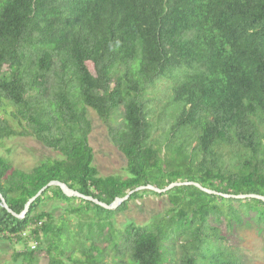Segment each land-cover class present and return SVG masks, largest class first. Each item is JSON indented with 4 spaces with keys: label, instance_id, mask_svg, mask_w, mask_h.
<instances>
[{
    "label": "trees",
    "instance_id": "1",
    "mask_svg": "<svg viewBox=\"0 0 264 264\" xmlns=\"http://www.w3.org/2000/svg\"><path fill=\"white\" fill-rule=\"evenodd\" d=\"M162 81L168 83L166 98L153 121L149 116L156 109L147 108L144 98ZM120 106L123 130L109 134L126 158L127 175L101 177L92 165L86 109L106 122ZM153 129L157 139H151ZM25 134L60 159L25 172L0 157V196L16 214L53 180L105 204L139 186L162 189L181 175L222 194L264 197V0H0V142ZM224 148L229 159L222 157ZM162 149L170 158L168 169L161 166ZM148 192L157 194L137 191L106 210L49 187L23 218L0 204V238L39 245L42 235L48 264H63V247L78 235L91 245H81L85 258L71 264H104L94 238L101 236L121 251L116 243L121 232L111 219ZM163 194L169 196V219L123 229L127 264H174L162 244L177 236L183 240L178 264H212L206 245L211 226L223 217L225 230L236 225L231 203L223 216L214 196L192 185ZM46 200L80 202L65 211L85 219L77 233L38 210ZM247 200L248 217L264 224L259 210L264 203ZM232 255L234 260L218 264H242ZM19 258L37 261L29 248L14 254Z\"/></svg>",
    "mask_w": 264,
    "mask_h": 264
},
{
    "label": "rangeland",
    "instance_id": "2",
    "mask_svg": "<svg viewBox=\"0 0 264 264\" xmlns=\"http://www.w3.org/2000/svg\"><path fill=\"white\" fill-rule=\"evenodd\" d=\"M167 85V81H162L158 83L155 89H149L147 95H145L144 100L147 102V108H152L153 110L156 109L155 112L150 113V120L154 121L159 112L160 106L165 102L166 97L163 92ZM35 95H37L36 91H32V96ZM122 115L123 108L120 106L111 113L106 122H103L92 109H86V118L90 122L88 143L92 149V165L96 168L101 177L111 175L125 178L127 175L126 158L112 142L109 134V131L114 133L123 130ZM10 125L14 127L16 131H21V127L18 123L10 121ZM158 137L159 131L153 129L151 139H157ZM159 142L160 139L158 140V143ZM158 143L155 145L157 146ZM221 152L223 159L230 158L231 154L228 149L224 148ZM0 157L9 161L15 168L25 172L30 171L34 166L47 159H60L59 153L44 146L35 138L27 134L2 140L0 142ZM173 157L177 159V157ZM160 158L161 166L168 169L170 158L164 153L163 149L161 150ZM185 178V175H181L179 180L175 182H184L186 181ZM150 183H156L154 177L150 178ZM213 196L214 204L222 206L221 214L223 216L225 213H228V210H230L229 204L231 203V206L236 211L232 222L236 225L229 230H225L227 229V220H225V217L220 219V221L223 222L213 221L214 224L211 226V233H209L212 238H210L206 244L210 249L207 250L210 253L208 256L209 262L212 264H218L234 260L233 253L237 261L242 264H264V224L255 223L253 219L248 217L247 206L249 203L248 205L245 204L248 200L235 199L230 201L228 198L222 196ZM168 198L169 196L163 193L157 195L148 192L136 200L128 201L126 209L117 212L111 219L114 230L121 232L120 236L119 234H116L118 235L116 243L121 248V251L117 252L112 247V243L103 240L101 236L96 237L93 240V243L97 245L98 248L102 249L104 253L102 262L104 264H127L129 262V248L126 246L123 239V229H125L129 223L142 226L151 223L153 219H169V216H166L168 210L171 208ZM250 203L251 205L255 204L254 201H251ZM79 204L80 202L78 201L66 203L59 200H46L40 204L38 210L50 213L55 225H59V222L64 221L68 225L71 233H77L79 230L78 225H83L85 219L79 221L75 214L67 215L65 214V211L71 206H78ZM259 210L260 213L264 214L263 206H259ZM259 210H250L249 214L253 215L255 212L258 214ZM216 213V216L220 218V211L218 210ZM226 217L230 218L229 214H227ZM240 219H242V222H239ZM214 220L216 221V219ZM208 224H212L211 216L208 218ZM63 226L65 225L63 224ZM85 231L86 229L83 228L81 234L85 233ZM217 235L224 238V240L216 242L213 237H216ZM178 237L179 236L175 239L165 241L162 244L165 255H167L169 260L174 264H178L183 255L180 247L183 240L181 238L178 239ZM40 239L41 243L38 245L40 248L35 250L37 261L34 264H48L49 256L45 255L47 243L42 235L40 236ZM80 240L82 241L81 244L79 242ZM31 242L32 240H29L24 244L17 243L13 239L9 241L6 238H0V264H26L20 258L15 260L14 254L29 248ZM81 245H83L84 248H87L91 244L90 241L85 239L82 240L78 235H74L71 241H67L66 245L63 247L64 249H62L60 257L63 264H71L73 260H83V258H85L83 254L84 248L82 249ZM228 246L232 248V253L228 251ZM51 256H54L53 252H51ZM206 263L207 262L205 261L203 264Z\"/></svg>",
    "mask_w": 264,
    "mask_h": 264
},
{
    "label": "water",
    "instance_id": "3",
    "mask_svg": "<svg viewBox=\"0 0 264 264\" xmlns=\"http://www.w3.org/2000/svg\"><path fill=\"white\" fill-rule=\"evenodd\" d=\"M188 185H192V186L200 189L201 191H203V192H205L207 194H211V195H218V196H222V197H225V198H233V199H241V200L254 198V199L260 200V201H262L264 203V197L261 196V195H255V194H240V195L222 194V193L216 192L214 190H210V189L204 188V187L200 186L198 183L184 181V182H172V183H170L169 185H167L166 187H164L162 189H158V188L153 187L151 185L139 186V187H136L135 189H133L131 191L126 192V194L123 197L115 198L110 204H105L103 202L98 201L97 199H94V198H92L90 196L82 195L79 192L70 189L66 184H64V183H62L60 181L53 180V181L48 182L41 189H39L38 192L25 203L23 211L21 213H19V214L14 213L8 207V205L6 204L5 200L1 196H0V204H1V207L4 208L12 216H14L16 218H23L26 215L31 203L37 197H39L44 190H46L49 187H58L60 189V191L62 192V194L65 195L68 198H79V199H82V200H85V201L93 202L96 205L101 206L102 208H104L106 210H115L122 202L126 201L129 198V196L131 194H133L134 192L147 189V190L153 191V192H155L157 194H161V193L167 192L168 190H170V189H172L174 187L188 186Z\"/></svg>",
    "mask_w": 264,
    "mask_h": 264
},
{
    "label": "built area",
    "instance_id": "4",
    "mask_svg": "<svg viewBox=\"0 0 264 264\" xmlns=\"http://www.w3.org/2000/svg\"><path fill=\"white\" fill-rule=\"evenodd\" d=\"M20 236L21 237H26L27 233H23ZM12 239L16 241L15 237H12ZM37 245H38L37 241L32 240V242L30 243L29 249L34 251V250H36Z\"/></svg>",
    "mask_w": 264,
    "mask_h": 264
}]
</instances>
